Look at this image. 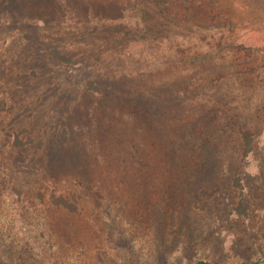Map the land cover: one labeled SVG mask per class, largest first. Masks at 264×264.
<instances>
[{
    "label": "rangeland",
    "instance_id": "rangeland-1",
    "mask_svg": "<svg viewBox=\"0 0 264 264\" xmlns=\"http://www.w3.org/2000/svg\"><path fill=\"white\" fill-rule=\"evenodd\" d=\"M198 262L264 264V0H0V264Z\"/></svg>",
    "mask_w": 264,
    "mask_h": 264
},
{
    "label": "trees",
    "instance_id": "trees-1",
    "mask_svg": "<svg viewBox=\"0 0 264 264\" xmlns=\"http://www.w3.org/2000/svg\"><path fill=\"white\" fill-rule=\"evenodd\" d=\"M111 31V30H110ZM249 139H247L248 141ZM250 145V141H249V144L248 146ZM250 147V146H249ZM54 203L59 206V207H64L66 209H69L70 211L74 212V210L76 209V206L75 204L71 203V202H67V200L63 199V198H59V199H56L54 201ZM197 264H209V263H205V262H198ZM252 264H259L258 262L257 263H252Z\"/></svg>",
    "mask_w": 264,
    "mask_h": 264
}]
</instances>
